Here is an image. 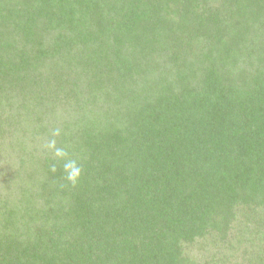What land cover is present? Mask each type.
<instances>
[{
  "label": "trees",
  "instance_id": "16d2710c",
  "mask_svg": "<svg viewBox=\"0 0 264 264\" xmlns=\"http://www.w3.org/2000/svg\"><path fill=\"white\" fill-rule=\"evenodd\" d=\"M0 264H264V0H0Z\"/></svg>",
  "mask_w": 264,
  "mask_h": 264
},
{
  "label": "clouds",
  "instance_id": "9594fccd",
  "mask_svg": "<svg viewBox=\"0 0 264 264\" xmlns=\"http://www.w3.org/2000/svg\"><path fill=\"white\" fill-rule=\"evenodd\" d=\"M61 134V128L55 127L51 129L49 138L46 139L41 147L42 150L50 153L53 159V162L49 165V171L56 173L58 170L57 165L60 164V167L64 173V180L68 182V185L75 187L83 174V168L79 164L78 160L70 155L66 147L58 146L57 137H59ZM61 186L64 187L66 185Z\"/></svg>",
  "mask_w": 264,
  "mask_h": 264
}]
</instances>
